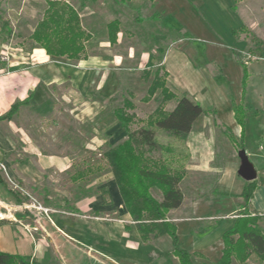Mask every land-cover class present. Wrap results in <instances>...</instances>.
Returning a JSON list of instances; mask_svg holds the SVG:
<instances>
[{
	"label": "rangeland",
	"instance_id": "374dc122",
	"mask_svg": "<svg viewBox=\"0 0 264 264\" xmlns=\"http://www.w3.org/2000/svg\"><path fill=\"white\" fill-rule=\"evenodd\" d=\"M51 1L65 2L73 7L82 29L91 36L79 60L58 58L56 62L73 67L84 60L92 66L100 61L101 81H91L90 92L85 96L79 95L66 80L51 86L55 111L51 115H41L36 111V105L29 104L16 117L19 119L17 124L25 125L26 132L43 152L73 155L75 167L88 171L84 184H75L73 200L76 203L101 192L95 190V179L103 183L113 177L104 153L125 138L123 134H117L119 129L112 114L114 108L122 107L125 99L133 104V110L128 111L133 115L132 131L148 127L151 118L161 117L174 108V102H170L157 112L159 93L150 97L147 103L142 102L155 71L169 70L168 89L177 95L185 93L209 114L196 121V139L192 138L189 146L186 141L181 142L153 127L156 147L153 150L139 149L147 157L176 159L172 166L184 167L180 189L185 204L189 205L194 198L203 201L201 208L193 214L200 218L199 221L179 224L178 247L190 254L194 244L203 242L202 246H206L203 255L190 254L192 263L219 264L222 235L234 224L225 216L240 209L236 203L242 202L226 193H238L240 184L245 183L236 170L241 129L232 116V103H241V63L249 71L243 102L248 118L242 147L257 170L256 184L264 185V168L257 162L260 157L264 160V0L236 4L238 23L231 15L229 0H196L195 5L180 0ZM45 9L46 0L0 1V73L10 63L19 61L21 56L36 54L33 50L39 46L30 40V35ZM115 19L119 21V32L116 44L110 45L107 25ZM231 29H241L239 37L233 38ZM149 56L152 57L151 66L146 67ZM105 85L108 90H104ZM100 87L101 90H97ZM83 112L88 113L84 121L81 118ZM17 149L21 150V145L17 144ZM191 152L196 154V161L205 156L211 159V173L186 171ZM0 174H3L1 168ZM88 183L91 188L86 190ZM10 188L21 203H26V206H15V212L19 208L27 211L39 208L32 201L34 192H28L30 198L13 186ZM218 189L222 194L219 195ZM154 195L159 198L158 193L154 192ZM256 216L260 218L259 226L261 217ZM101 233L117 238L104 228ZM158 238L154 244L161 254L152 263L149 260L140 262L176 264L169 239ZM82 248L83 252L71 245L61 247L68 264H120L106 255H101V263L97 262L86 255V247ZM42 262L61 264L53 254ZM232 264L239 263L234 261ZM243 264H264V261L252 255Z\"/></svg>",
	"mask_w": 264,
	"mask_h": 264
},
{
	"label": "crops",
	"instance_id": "0c3cea01",
	"mask_svg": "<svg viewBox=\"0 0 264 264\" xmlns=\"http://www.w3.org/2000/svg\"><path fill=\"white\" fill-rule=\"evenodd\" d=\"M176 1L179 0H174ZM180 1L187 4L191 2L193 5L197 2L196 0ZM233 5L234 0H229L228 7L233 12L231 15L238 23L240 18H236L237 13L232 9ZM240 30L231 29L230 35L237 38L231 32H240ZM33 52L36 54L21 56L19 61L10 63L0 73V117L9 111L13 104L27 99L29 104L36 105L35 109L41 115H51L55 111L51 86L66 80L79 95L85 96L90 92L91 81L95 79L98 83L101 81L102 62L100 61L92 66L89 61L84 60L77 66L71 67L58 64L55 60L58 58L49 57L40 47L35 48ZM165 71L169 72V70ZM97 90H101V87ZM104 90H108L106 85ZM25 108L24 105L20 106L10 120L0 122V168L3 173L0 174L2 180L0 206L4 207L0 208V221H2L0 252L27 258L29 264H44L42 260L53 254L61 261V264H68L61 247L71 245L78 250H81L83 246L86 247V255L100 263L101 255L114 258L120 264H142L140 260H149L152 263L161 254L160 249L154 244L156 239L152 238L147 243L141 240L124 207L114 178L111 177L103 183L95 179L93 182V185L97 184L95 190H101V192L75 203L73 200L75 184H84V176L88 174V171L84 172L75 167L73 155L43 152L26 132L25 125L17 124L19 119L16 117ZM81 116L84 121L88 118V113L83 112ZM114 119L119 129L117 134H123L126 137L125 131L120 127L115 116ZM196 121L186 137L187 146L192 138L196 139L194 131ZM17 144L21 145V150L17 149ZM196 157V154L191 152L186 171L211 173V159L203 156L206 159L196 161ZM257 162L261 168H264L262 157ZM239 165L240 162L238 167ZM245 183L240 184L238 193L226 194L239 199L236 196L241 193ZM10 186L19 189L30 198L32 197L28 192H34L35 198L33 197L32 201L39 208L35 211L19 208V211L15 212V206H26V203H21L17 199ZM89 188L91 186L88 183L85 189ZM217 192L219 195L222 194L220 189ZM202 201L194 198L189 205H186L184 198L178 209L168 212V221L175 224L176 235L179 224L200 220L193 214L201 208ZM237 204L243 206V202ZM34 206L36 207L33 205V208ZM248 208L252 214L261 217L259 228L264 233V185H259L254 191ZM241 210L237 208L225 218L229 217L233 224ZM101 228L116 234L117 238L112 239L110 235L106 237L101 233ZM177 240L179 244L178 236ZM202 244L203 242L200 241L194 244L190 254L203 255V249L206 246Z\"/></svg>",
	"mask_w": 264,
	"mask_h": 264
},
{
	"label": "trees",
	"instance_id": "16d2710c",
	"mask_svg": "<svg viewBox=\"0 0 264 264\" xmlns=\"http://www.w3.org/2000/svg\"><path fill=\"white\" fill-rule=\"evenodd\" d=\"M242 1L245 0H234L232 9L236 10V4ZM107 31L109 44L115 45L119 21L115 19L109 22ZM231 33L239 37V31ZM90 39L91 36L82 29L74 8L65 2L51 0H46L44 15L30 35V40L43 49L46 55L67 60H79L85 51V44ZM151 61L152 57L149 56L146 67L151 66ZM240 66L241 103L239 105L232 103V112L236 124L241 129L239 140L240 148L243 149L242 136L248 118L243 102L247 93L249 71L245 64L241 63ZM167 77L168 73L164 69L156 70L142 102L147 103L150 97L159 93L160 105L156 111H162L160 107L170 102H174V108L161 117L151 118L147 123L148 127L132 131L130 125L133 115L128 111L133 110V104L125 99L123 106L114 108L112 113L125 131L126 137L116 146L108 147L104 157L111 167L124 207L141 240L147 243L152 238L167 237L170 241L171 254L177 260L176 264H193L190 254L178 247L176 226L167 218L169 211L178 209L183 203L180 183L184 177V167L172 166L176 159L168 161L150 158L139 149L142 147L153 150L156 147L153 127L182 142L191 132L193 123L199 117L209 114V111H205L198 102L185 93L177 95L170 91L166 86ZM28 104V99L13 104L10 110L0 117V122L10 120L20 106ZM257 187L255 181L245 183L241 193L236 196L243 202L242 211L236 217L233 226L222 235L219 264H232L234 261L243 264L252 255L264 261V233L258 226L260 218L256 214L252 216L248 208ZM154 192L159 194V198ZM1 223L2 221L0 225ZM0 264H29V259L0 252Z\"/></svg>",
	"mask_w": 264,
	"mask_h": 264
},
{
	"label": "water",
	"instance_id": "95a60500",
	"mask_svg": "<svg viewBox=\"0 0 264 264\" xmlns=\"http://www.w3.org/2000/svg\"><path fill=\"white\" fill-rule=\"evenodd\" d=\"M240 165L237 170V175L246 183L256 180L257 172L253 164L249 161L246 151L241 149L237 153Z\"/></svg>",
	"mask_w": 264,
	"mask_h": 264
}]
</instances>
